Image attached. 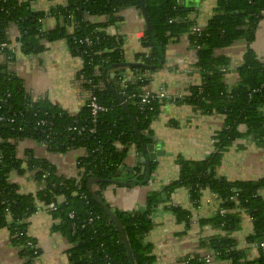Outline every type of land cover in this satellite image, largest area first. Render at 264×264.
Masks as SVG:
<instances>
[{
  "label": "trees",
  "instance_id": "16d2710c",
  "mask_svg": "<svg viewBox=\"0 0 264 264\" xmlns=\"http://www.w3.org/2000/svg\"><path fill=\"white\" fill-rule=\"evenodd\" d=\"M35 1L0 0V53L9 62L14 60L6 33L11 25L16 26V42L26 54H40L46 42L64 40L71 54L81 61L79 75L86 82L84 88L93 92L105 111L99 113L93 123L86 106L71 116L47 100L31 103L21 79L7 71L6 62L0 64V115L4 119L0 123V228L8 231L11 243L19 249L25 264H33L39 254L35 242L26 235V221L50 205L55 206L50 215L59 220L53 229L73 245L69 257L72 264H101L105 259L111 264H129L120 234L93 200L87 184L93 178L114 177L124 164L129 148L138 144L137 132L146 142L158 107L166 100L188 105L202 115L219 116L223 122L212 135V150L207 157L201 160L176 157L177 177L147 195L144 211L112 210L127 239L133 264L154 262L146 235L153 227L151 211L159 205H164L186 229L190 228V211L171 203V196L178 189L188 193L194 207L199 206L204 190L215 197L212 216L197 221L200 228L213 230L199 241L200 249H208L213 260L221 264H264V248L259 247L264 245V197L261 195L264 177L229 180L219 174L223 156L233 144L250 142L264 150V59L247 48L241 63L232 69L229 59L220 54L239 40L248 44L255 40L264 0H215L210 18L198 32L194 30L197 20L190 17L195 10L177 6L176 0H145L150 28L161 54L174 38L186 36L189 48L195 51L193 67L201 81L191 85L186 96L168 97L142 108L137 96L148 84L147 76L124 84L120 77L126 70L145 74L161 70L164 57L146 30L141 44L150 52L139 54L137 61L153 69L124 66L112 69L125 62L120 39L106 32L107 26L117 20L119 10L133 7L141 11V0H64V5L51 7L47 12L34 10ZM47 16L54 17L58 23L52 31L42 26ZM92 18H105V21L92 22ZM86 38L89 43L84 42ZM112 72L113 78L109 76ZM232 72L235 80L230 84L226 77ZM99 83L103 84L102 90L96 89ZM40 120H46V125H37ZM27 139L44 144L56 154L82 150L75 168L83 172V176L78 178V173L71 177L59 175L55 166L32 154L19 159L16 142ZM155 166L151 165V174ZM134 170L139 174V166ZM27 173L37 190L21 193L12 176ZM44 174L47 175L43 178ZM142 179L143 176H139L138 180ZM108 185L95 183L92 186L96 197L107 207L101 191ZM242 215L251 222V233L244 238L243 248L233 235L240 228ZM251 245H257L253 254ZM183 262L212 264L198 255L187 256Z\"/></svg>",
  "mask_w": 264,
  "mask_h": 264
},
{
  "label": "crops",
  "instance_id": "0c3cea01",
  "mask_svg": "<svg viewBox=\"0 0 264 264\" xmlns=\"http://www.w3.org/2000/svg\"><path fill=\"white\" fill-rule=\"evenodd\" d=\"M64 4V0H37L33 7L34 10L47 12L51 7ZM214 7L215 0H201L190 17H195L199 28L204 27ZM115 17L117 20L106 28L107 34L120 39L125 63L138 62L139 54L147 55L150 52L149 48H143L141 44L147 30L141 11L128 7L119 10ZM90 21L101 22L105 18H92ZM42 26L44 30L52 31L58 23L54 17L47 16ZM6 33L15 57L8 63L7 58L0 53V64L6 62L7 71L21 79L26 95L34 101L47 100L71 116L77 114L85 105L86 95L78 82L81 61L71 54L66 42H46L42 53L26 54L21 52L19 43L16 42V26H9ZM255 34V40L251 44L239 40L220 51V54L229 59L232 69L241 63L247 48H251L258 58L264 59V12ZM162 56L163 68L146 74L149 82L144 90L153 93L165 91L169 97L186 96L188 88L201 81L200 74L193 67L196 54L189 48L186 36L174 38ZM132 74L134 72L129 70L123 72L124 81H131ZM226 80L233 83L234 73H230ZM157 112L150 124V136L155 138L156 148L164 151L165 155L157 158L146 185L129 188L108 185L101 191L111 210L144 211L147 195L162 189L177 177L176 157L181 156L187 160L207 157L212 150V135L223 122L219 116L202 115L188 105H178L169 100L163 101ZM16 150L19 159H25L28 154H32L55 166L57 174L68 177L77 175L75 161L83 154L82 150H76L73 151L75 153L71 152L72 156L57 155L50 152L44 144L30 139L17 141ZM135 156L136 149L132 146L123 165L134 169L138 165ZM219 174L229 180H256L264 177V150L250 142L233 144L223 156ZM12 181L17 184L21 193L37 190V185L28 173L18 177L13 174ZM261 195L264 197V190ZM214 200L215 197L204 190L199 206L194 207L184 189H178L172 194L171 203L191 213L192 223L187 229L164 205L161 204L151 211L153 227L146 235V241L152 248L153 264H185L184 258L190 255L209 257L212 264H221L213 260L208 249L199 248V241L212 234L213 230L209 227L200 228L197 221L212 216L215 211ZM58 224L59 220L52 218L47 208L38 210L26 221V235L35 242L39 251L33 264H72L69 257L73 245L53 229ZM250 233L251 222L246 215H242L240 228L233 233L242 248L245 246L244 238ZM251 251L253 254L254 249ZM0 264H25L5 228H0Z\"/></svg>",
  "mask_w": 264,
  "mask_h": 264
},
{
  "label": "water",
  "instance_id": "95a60500",
  "mask_svg": "<svg viewBox=\"0 0 264 264\" xmlns=\"http://www.w3.org/2000/svg\"><path fill=\"white\" fill-rule=\"evenodd\" d=\"M201 0H176L177 6L181 7V8H185L188 10H194L197 9L200 5ZM141 13H142V17L144 19L146 28L148 30V32L150 33L151 39L153 44H155L156 48L158 49V52L160 53V55L162 56L159 48H158V44L153 36L152 30L150 28V24H149V20L145 11V0H141ZM163 59L161 60L160 65H163ZM131 67V68H142V69H146V70H152L153 67H149L144 65L143 63L140 62H132V63H125L124 65H114L113 67H111L112 69H116V68H120V67ZM106 72L107 69H105L103 71V76H106ZM3 74H5V72H3ZM114 73H112L110 75V77H114ZM124 107V105H123ZM138 139L139 142L138 144L135 146L136 149V156H135V160L137 161V166H139V174L134 175L135 170L131 169V168H126L124 165L121 166L117 172L115 173L114 177L112 179H108V180H104V179H90L88 181L87 184V189L90 193V195L92 196L93 200L102 207V209L104 210V212L106 213V215L109 217V219L111 220V222H113V224L115 225L116 230L118 231V233L121 236L122 239V243L126 249L127 252V257L129 260V264H133L132 259H131V254H130V250H129V246L127 243V239L123 233L122 227L120 225V223L118 222V220L115 218V215L113 213V211L105 206L103 204V202L96 197V195L94 194L93 190H92V186L95 183H105V184H109V185H116V186H120V187H132V186H142V185H146L150 178H151V165L152 164H156L157 162V158L160 156L165 155V152L157 149L156 148V141L155 138L153 136H149L146 137V142L143 141L142 137L138 134ZM139 176H143L142 180H138Z\"/></svg>",
  "mask_w": 264,
  "mask_h": 264
},
{
  "label": "built area",
  "instance_id": "2783aa9c",
  "mask_svg": "<svg viewBox=\"0 0 264 264\" xmlns=\"http://www.w3.org/2000/svg\"><path fill=\"white\" fill-rule=\"evenodd\" d=\"M194 30H195L196 32H198L200 29H199V27L197 26V28H195ZM84 42H85V43H89L90 41L86 38V39L84 40ZM2 47H5V45L3 44ZM12 51H13V50H12ZM7 61H8V59H7ZM8 63H9V61H8ZM145 77H146V74H145V73H141V72H139V71H134V74H132L130 80H131V81H132V80H133V81H138V80H141V79H143V78H145ZM120 80H121L122 84L125 83L123 76L120 77ZM78 82H79L81 88L84 90V92H85V94H86V95H85V105H84V106H86V107L88 108L89 113H90V116H91V118H92V119H91L92 122H93V123H96V120H97V116H98V114L101 113V112H104V111H105V107L102 106V105H100V104L97 102V99H96V97L94 96V94H93L92 91H90V90L84 88L83 84L86 83V82H85V80H84V78H83L82 75H79V77H78ZM96 89H97V90H102V89H103V84H102V83H99V84L96 86ZM141 91H142V92L137 96L138 99H139V103H140V105H141V108L144 107V106L150 105V104H151L152 102H154V101H159V100H162V99H165V98H168V97H169V96L166 94L165 91H160V92H157V93H153V92H151V91L144 90V88H142ZM30 101H31V103H32V102H35L34 100H31V99H30ZM3 120H4L3 117L0 115V123H1ZM46 123H47L46 120H40V121L38 122L37 125H39V126H44V125H46ZM72 130L75 131V128H72ZM90 131L92 132L93 130L91 129ZM0 160H1V155H0ZM75 169H76V168H75ZM76 170H77V169H76ZM77 173H78V175H77L78 178H81V177L83 176V174H84L83 172L81 173V172L78 171V170H77ZM46 175H47V174H44V175H43V178H44ZM171 197H172V196H171ZM54 210H55V206H54V205H50V206L47 208V212H48V213H50V212H52V211H54ZM70 217L72 218L73 215L71 214ZM27 245H28L29 247H32L31 243H27ZM259 247H260V248H264V245H263V244H260ZM251 248L255 250V249L257 248V245H251ZM206 262H209V263H210V262H211V259H210L209 257H206ZM101 264H111V262H110L109 260L105 259V260L103 261V263H101Z\"/></svg>",
  "mask_w": 264,
  "mask_h": 264
},
{
  "label": "rangeland",
  "instance_id": "374dc122",
  "mask_svg": "<svg viewBox=\"0 0 264 264\" xmlns=\"http://www.w3.org/2000/svg\"><path fill=\"white\" fill-rule=\"evenodd\" d=\"M28 140H29V139H28ZM73 151H76V150H71V151L66 152V153H64V154H57V155H64L65 157H68V156H72L71 152H73ZM73 153H75V152H73ZM35 157H36V156H35Z\"/></svg>",
  "mask_w": 264,
  "mask_h": 264
},
{
  "label": "flooded vegetation",
  "instance_id": "af4514ba",
  "mask_svg": "<svg viewBox=\"0 0 264 264\" xmlns=\"http://www.w3.org/2000/svg\"><path fill=\"white\" fill-rule=\"evenodd\" d=\"M138 173L135 171L134 175H137Z\"/></svg>",
  "mask_w": 264,
  "mask_h": 264
}]
</instances>
